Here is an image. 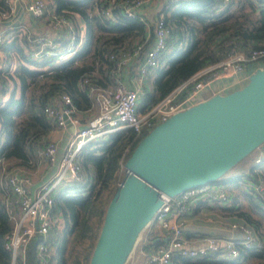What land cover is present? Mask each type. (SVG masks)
I'll list each match as a JSON object with an SVG mask.
<instances>
[{
    "label": "trees",
    "instance_id": "obj_1",
    "mask_svg": "<svg viewBox=\"0 0 264 264\" xmlns=\"http://www.w3.org/2000/svg\"><path fill=\"white\" fill-rule=\"evenodd\" d=\"M9 3L0 0V11L7 10ZM104 5L103 0H45L50 13L69 17L74 23L78 17L82 22V33H77L74 42L75 50L64 60L54 62V56L40 61L31 58L30 52L38 43L28 41L24 32H14L0 41V159L13 158L15 164L28 166L29 159L33 160L34 147L44 145L38 139L40 134L50 125L41 105L66 92L77 109L85 110L89 98L77 87L80 76L90 74L97 84L108 85L114 67L110 53L127 50L140 42L146 48L151 43L153 33L148 20L125 16L118 7L110 8V15L105 16L101 13ZM162 6L166 7L160 10L168 28L169 49L161 53L160 65L147 71L137 101L138 111L146 110L180 81L226 55L230 48L248 51L264 47V1L253 5L250 0H164ZM26 32L30 37L37 34L33 29ZM45 66L47 73L42 72ZM126 69L133 70V64H128ZM45 73L53 80L41 90L40 81ZM146 132L142 129L135 134L129 128L111 131L81 148L78 160L82 177L59 185L51 195L49 213L54 220L49 227L53 244L47 259L50 264H87L105 205L124 173L122 163ZM243 159L208 184L219 183L228 191L240 188L239 178L230 175L233 168L254 174L253 169L258 167L264 176V162L245 167ZM240 192L247 200L245 206L235 194L229 203L215 207L233 220L251 224L261 245L249 248L238 245L233 256H227L221 246L201 257L173 251L171 264H264V231L261 230L264 209L243 188ZM6 199L7 195L0 189V264H9L10 259L3 245L4 235L12 226V204L7 205ZM196 202L197 206L191 210L207 206L202 199ZM40 239L35 234L27 242L24 264H40L35 250ZM83 240H87L85 249L78 252L73 245ZM15 264L20 262L16 260Z\"/></svg>",
    "mask_w": 264,
    "mask_h": 264
},
{
    "label": "built area",
    "instance_id": "obj_2",
    "mask_svg": "<svg viewBox=\"0 0 264 264\" xmlns=\"http://www.w3.org/2000/svg\"><path fill=\"white\" fill-rule=\"evenodd\" d=\"M103 1L105 5L101 13L105 16L110 15V8L118 7L125 16L147 20L141 9L150 0ZM163 1L160 2L152 19L148 20V24L152 27L153 39L146 48H143L140 42L127 50L109 54L114 67L110 70L111 80L108 85L97 84L90 74L84 73L80 76L78 87L84 89L90 98V108L93 111L91 116L82 120L66 92L59 93L56 98H51L41 105L42 114L50 118L53 125L65 127L69 124L72 129L62 150L57 153L52 174L34 191H29L28 175L20 168L12 167L5 173V184L9 191L8 203L14 205L19 211L18 218L4 235L3 245L9 251V264H15L16 260L24 264L26 244L35 234L41 238L35 246L40 264H50L47 259L50 257L53 244L49 238V227L54 220L49 213L51 195L59 185L80 180L82 168L78 156L81 148L88 141L125 128L131 129L135 134L140 133L142 129L148 131L171 113L200 101L201 93L218 76L237 73L247 67L256 68L263 63L264 47H254L248 51L230 48L226 55L180 81L146 110L138 111L137 101L142 92L141 80L144 79L148 70L160 65L161 53L169 49L166 44L168 28L164 20V12L160 10L166 8L162 6ZM24 10L34 18L46 17L51 31L47 36L33 39L38 46L31 50V58L40 61L54 56V60L58 61L66 59L74 52L77 31L69 17L47 11L45 0H27ZM12 12L11 5L7 10L0 11V41L16 30L22 32L27 30L24 25L12 24L11 21L8 24L3 23L11 18ZM142 48V54L138 58ZM130 63L133 64L131 79L134 84L125 83L121 77L123 68ZM252 151L255 155L244 162L245 167L250 164H259L264 160V151L260 146ZM35 153L52 163L56 155V145L48 140L42 147H38ZM253 170L254 174L236 171L230 175L237 176L244 190L264 209V176L260 174L258 167ZM199 199H204L208 203L227 204L230 202V194L223 185L210 183L187 188L173 196L161 195V203L154 217L144 227L145 234L136 249L137 256L144 257L146 264H171L170 257L173 251L183 256L201 257L216 251L221 246L227 256H233L237 253L238 245L246 248L261 245V239L251 224L232 219L227 222L218 221V224L226 231L235 230L237 235L225 237L204 235L200 238L198 245L190 246V239L183 229L184 219L191 205Z\"/></svg>",
    "mask_w": 264,
    "mask_h": 264
},
{
    "label": "water",
    "instance_id": "obj_3",
    "mask_svg": "<svg viewBox=\"0 0 264 264\" xmlns=\"http://www.w3.org/2000/svg\"><path fill=\"white\" fill-rule=\"evenodd\" d=\"M12 5L10 17L20 19L19 0ZM257 146L264 151V62L239 88L171 113L137 140L105 205L87 264H124L161 195L208 184Z\"/></svg>",
    "mask_w": 264,
    "mask_h": 264
},
{
    "label": "crops",
    "instance_id": "obj_4",
    "mask_svg": "<svg viewBox=\"0 0 264 264\" xmlns=\"http://www.w3.org/2000/svg\"><path fill=\"white\" fill-rule=\"evenodd\" d=\"M9 1H10L9 4L13 7L12 0H9ZM26 1L27 0H19V2L21 4V8L23 10V14H22L20 19H16L15 16H12L10 18L12 21V24L24 25L26 27V29L27 28L33 29V31H35V33H37L35 36L30 37L28 35L29 32L28 33L26 32L28 30L27 29L24 33L27 34L26 39L28 41H33V39H36L39 36H47L49 33H51V31L49 29L46 17H44V16H41L38 18L32 17L27 11L24 10V4ZM161 1H163V0H150L146 5L143 6L141 11L147 20L152 19L153 15L157 12V8H158ZM250 1L253 5H256V4L258 5V1H256V0H250ZM12 14H13V12H12ZM29 16H30V18H29ZM24 20H27V21L24 22ZM72 22L74 24V27H75L77 33L81 34L82 33V22H81V20L78 17H75V23L73 20H72ZM20 32H22V31H20ZM54 62H56V61L54 60ZM253 69H254V67H247V68H244L237 73H228L225 75L218 76L215 79V81L213 83H211L209 86H207V88L201 93L199 100H203L206 97H208L209 95L216 93V92L217 93H226L230 90L238 88L237 84L240 83L242 85L245 82L244 79H246L248 74ZM47 70H48V66H45L42 68V72L45 71L47 73ZM132 71L133 70H129V69L127 70L126 67L123 68V70H122L121 77L125 81V83H127V84H130V83L134 84L133 80L131 79V75L133 73ZM46 73H45V75H46ZM128 78H129V82H128ZM49 80H53V79H50V76H48V75H46L44 78H42V80L40 81V83H41L40 89L41 90L46 89V83ZM143 84H145V79L141 80V83H140L141 88H142ZM77 87H78V81H77ZM78 88L81 89L80 87H78ZM17 93H18V91L16 89L15 95ZM49 99H51V98H49ZM52 99H54V97H52ZM92 112L93 111L90 108V98H89V107L88 108H86L85 110H79V109L76 110V113L78 114V116L82 120H85L86 118L91 116ZM46 118L49 119L50 125L47 129L42 131L43 133L40 134L38 139L40 142L42 140L43 144L48 140L53 141L55 143L56 155H55L52 163H49L45 157H39L38 155H36L35 150L38 148L37 147L38 145L36 147H34L35 150L33 153V160L31 161L29 159L28 163H30V164L28 166L15 164L16 160L13 158L0 159V189H1V192L5 193L7 195V199L5 200L7 205H11V204L8 203V187L5 184V173L8 172L10 170V168H12V167L20 168L26 175H28L29 191L30 192L34 191L38 187V185L42 181H44V179H46L47 177H49L52 174L54 167H55V163L57 161V153H59L62 150L63 145L65 144L66 140L69 137V133L72 129L69 124H67L65 127H57V126L53 125L52 120L50 118H48V117H46ZM229 194L231 197V195H234L235 193H233V191L231 190V192ZM202 200H204V199H202ZM196 201L191 205V207L197 206ZM204 201H206V200H204ZM256 201L257 200L255 199V202ZM206 203H207V201H206ZM207 205H208V203H207ZM199 207L200 208L198 210H195V211L190 209L189 213L186 215V217L184 219L183 229H184V233L188 232L187 237L190 239V246L198 245L200 238L204 235H213V236H218V237L237 235V232L235 230L226 231L223 228H221V226L218 224V221H220V222L231 221L232 220L231 216L225 215V214H223L221 212H217V211L207 212V210H204L203 206H199ZM10 209H11L10 210V218H11V221L13 223L18 218L19 211L14 205H12V207ZM202 217H203V221H199V219ZM255 233H256V231H255ZM138 257H140V256H138ZM140 258H142L144 260L143 263L146 264V259L144 257H140Z\"/></svg>",
    "mask_w": 264,
    "mask_h": 264
},
{
    "label": "rangeland",
    "instance_id": "obj_5",
    "mask_svg": "<svg viewBox=\"0 0 264 264\" xmlns=\"http://www.w3.org/2000/svg\"><path fill=\"white\" fill-rule=\"evenodd\" d=\"M15 32H18V30H16ZM19 32H20V31H19ZM244 80H245V82H246L247 77H246V79H244ZM245 82H244V83H245ZM244 83H243V84H244ZM243 84H242V85H243ZM237 85H238V88H239L240 86H242L240 83H238ZM237 85H236V86H237ZM222 91H223V90H222ZM253 152H254V151H252L251 153H249V154H248V155L242 160L243 165H244V162H245V161L249 160L253 155H255V153H253ZM263 162H264V161H263ZM236 171H238V169H234V168H233V169H231L230 174L233 173V172H236ZM47 179H48V177H47L46 179H44V181H46ZM240 188H243L241 184H240ZM240 188H234V189H232V191H233V193H235V194L238 196V199H239L240 203H241L243 206H245V205L247 204V200H246V198L241 194V192H240ZM225 189H226V188H225ZM243 189H244V188H243ZM227 192L230 193L231 191H228V190H227ZM235 194H234V195H235ZM207 203H208V202H207ZM215 204L218 205V203H208V205L204 208V210H207V212H215V211H217V212H221V211H219V210L216 209L217 207H215ZM199 221H203V217L200 218ZM223 225H224V223H223ZM261 230L264 231V225H263V227H262ZM144 234H145V229L143 228V229L141 230L139 236L137 237V240H136V243H135V245H134V247H133V250L130 252V254H129V256L127 257V260L124 262V264H144V263H143L144 260H143L142 258L138 257V256H137V252H136V249H137V247H138V245H139L141 239L143 238ZM86 244H87V240H83V241L80 242V243H75V244L73 245V247H75V250L78 249V252H79V251H83V250L85 249ZM51 250H52V248H51Z\"/></svg>",
    "mask_w": 264,
    "mask_h": 264
}]
</instances>
